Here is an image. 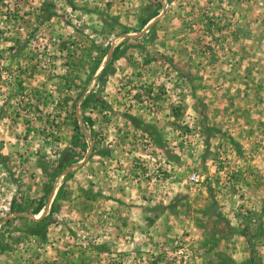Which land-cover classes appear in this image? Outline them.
<instances>
[{
  "label": "rangeland",
  "instance_id": "374dc122",
  "mask_svg": "<svg viewBox=\"0 0 264 264\" xmlns=\"http://www.w3.org/2000/svg\"><path fill=\"white\" fill-rule=\"evenodd\" d=\"M0 264H264V0H0Z\"/></svg>",
  "mask_w": 264,
  "mask_h": 264
},
{
  "label": "trees",
  "instance_id": "16d2710c",
  "mask_svg": "<svg viewBox=\"0 0 264 264\" xmlns=\"http://www.w3.org/2000/svg\"><path fill=\"white\" fill-rule=\"evenodd\" d=\"M79 130V129H78ZM79 133H81L80 131H79ZM64 161H67V159L66 158H64V159H62V162H61V164L64 162ZM40 210V209H39ZM39 210H34L33 211V213H34V215H36L38 212H39ZM42 220H43V218H41L40 220H38V221H32L31 220V222H32V224H35V225H37V224H39V223H41L42 222ZM37 226H43V225H37ZM241 235L246 239V241L248 240V238L245 236V234L243 233V232H241Z\"/></svg>",
  "mask_w": 264,
  "mask_h": 264
},
{
  "label": "built area",
  "instance_id": "2783aa9c",
  "mask_svg": "<svg viewBox=\"0 0 264 264\" xmlns=\"http://www.w3.org/2000/svg\"><path fill=\"white\" fill-rule=\"evenodd\" d=\"M190 180H195V176L193 174L190 176Z\"/></svg>",
  "mask_w": 264,
  "mask_h": 264
}]
</instances>
